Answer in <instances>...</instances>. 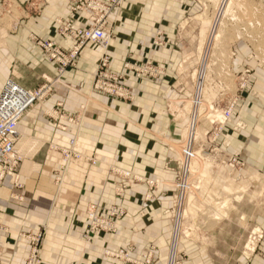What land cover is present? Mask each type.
<instances>
[{"label": "rangeland", "instance_id": "1", "mask_svg": "<svg viewBox=\"0 0 264 264\" xmlns=\"http://www.w3.org/2000/svg\"><path fill=\"white\" fill-rule=\"evenodd\" d=\"M126 1L118 0L116 10H113L116 17H120ZM151 1L157 3L159 11L166 2V13L177 10L179 15L186 17L180 25L178 40L181 49L179 70L175 82L169 87L172 96L167 97L164 106L168 119L181 125L177 139L166 133L169 139L164 141L168 151L176 150V156L167 158L164 164V168L173 173V180L168 183L166 191L169 205L162 213L169 231L166 235L165 264H227L240 252L246 256L256 252L263 255L264 161L256 165L254 157L256 151L264 154V146L250 141L261 138L264 144V0H148V5ZM47 2L0 0V63L6 61L8 78L28 89H42V97L35 103L49 97L57 84L63 85L70 93L82 95V87L70 85L64 80L66 70L76 69L78 51L66 70L60 72L57 69L56 75L46 73V67L32 59L30 52L36 48L50 60L38 44L49 39L31 28L32 19L45 16ZM65 22L58 23L59 35L65 29ZM106 26L111 34L105 74L115 77L116 83L113 87L94 85L98 79L97 62L87 89L91 97L88 101L94 98L96 102L99 99L96 97L102 96L130 103L137 89L124 81L126 72L133 73L136 79L158 82L166 76L167 67L165 71L163 64L155 59L137 61L128 55L122 62L125 74L111 72L108 49L115 38L114 24L107 23ZM25 42L31 45L28 44L26 54L21 50ZM150 44L151 51L158 53L174 46L172 38L158 26ZM54 63L57 67V62ZM198 82L201 102L194 105ZM224 110L230 111L228 119L223 118ZM193 112L196 117L192 144L196 157L190 166L189 188L179 191L180 147L190 136ZM248 112L258 116L262 114L263 119L249 120ZM82 114L81 111L80 117ZM68 121L80 125L82 118L74 116ZM260 129H263V134L254 132ZM71 140L75 141L73 146ZM78 146L76 136L69 139L66 146L50 143L46 150L49 182L61 191L71 183H77V170L100 171L112 178L115 201L105 204L87 201L84 227L79 235H71L79 245L78 249H72L73 261H77L76 257L80 258L79 261L85 259L80 256L87 254L85 248H90L108 264H157L154 259L158 248L153 242L148 243L145 249H139L134 241L126 240L125 232L120 243L111 246L108 242L120 235L121 225L125 224L127 208L130 207V203L125 204L127 192H140L134 190L136 185L144 186L143 198L148 202L158 190L159 180L136 175L93 153H83ZM17 152L22 160L24 155ZM19 166L20 163L14 172L0 179V186L6 178L11 184L12 188L8 191L11 201L21 199L16 192L22 188ZM15 181L21 186H14ZM91 210L94 213L92 218ZM0 227V234L8 232L3 223ZM47 230L46 224L35 233H19V238L28 241L23 264H45L43 257L51 251L44 248ZM142 233L146 235L147 231ZM174 241L175 251L171 255ZM196 243L204 246L194 248ZM55 250L58 249L53 252ZM199 250H203V255L210 256L212 262L194 263L191 256Z\"/></svg>", "mask_w": 264, "mask_h": 264}, {"label": "crops", "instance_id": "2", "mask_svg": "<svg viewBox=\"0 0 264 264\" xmlns=\"http://www.w3.org/2000/svg\"><path fill=\"white\" fill-rule=\"evenodd\" d=\"M47 3L45 16L32 19L31 28L45 39L56 40L63 51H69L77 41L69 36L59 35L57 28L59 21L68 18L72 1L48 0ZM166 11V2L159 11L154 1L148 5V0H127L120 17H116L113 12L109 15L108 22L109 25L114 24L115 33L108 49L111 56L109 70L123 74L125 70L122 62L128 55L137 61L155 59L163 64L165 71L167 67V74L162 80L154 82L136 79L128 71L124 73V81L137 89L133 92L132 102L124 103L102 96L96 97L99 98L96 102L94 98L88 101L91 97L87 89L101 50L90 42L84 43L78 49L76 69L66 70L64 73L67 83L82 87V95L70 93L63 85L57 84L49 97L33 104L18 122L15 149L24 157L19 166L22 188L16 192L21 199H9L8 191L12 187L7 178L4 179L0 186V223L7 227L8 232L0 234V264H23L28 241L19 238V233H35L46 224L49 230L44 248L51 251L46 252L43 257L45 264H108L90 248H85L87 254L80 256L85 259L79 261L80 258L76 257L77 261H73L72 249H78L79 245L71 235H79L84 227L88 200L98 204L115 201L112 178L100 171L79 169L76 172L77 183H71L65 189L57 191L47 177L46 150L50 143L66 146L69 139L75 136L81 152L93 153L136 175L159 180L160 186L148 202L143 198L144 186L136 185L137 189L134 190L140 192H127L125 204L130 203V207L127 208L125 224L121 225L120 235L112 238L108 245L120 243L125 232L126 240L134 241L139 249H145L150 242L155 243L158 252L154 260L157 264L166 263V235L169 231L162 213L169 205L166 191L168 183L173 180V173L165 169L164 164L167 158L176 156V150L168 151L164 141L169 139L165 136L166 133L177 139L181 125L168 119L164 106L167 97L172 96L169 87L178 74L181 58L178 41L180 25L186 19L177 10ZM89 23L90 19L85 16V11H79L74 26L81 28ZM156 26L174 42V46H169L161 53L151 51L150 41ZM28 44L31 46L28 42L22 44L24 54L29 50ZM30 53L33 55L32 59L37 61L36 64L46 67V73L57 74L54 62L45 58L36 48ZM7 79L4 60L0 63V91ZM74 116L82 118L80 125L68 121ZM247 116L249 120L263 119L262 114L258 116L252 112H248ZM250 125L256 126L255 123ZM262 131L263 129L254 130L260 135L263 134ZM250 142L264 146L261 138ZM239 147L243 149L242 146ZM254 161L256 165H261L264 154L256 151ZM96 184H99L98 187H94ZM143 231H147V234L142 235ZM175 246L176 241L171 245V255L174 254ZM203 246L197 243L193 245L194 248ZM54 249L58 250L53 252ZM240 253L227 264H264V254L256 252L246 256ZM75 255L76 253L74 257ZM191 259L194 263L212 262L210 256L203 255V250L192 255Z\"/></svg>", "mask_w": 264, "mask_h": 264}, {"label": "built area", "instance_id": "3", "mask_svg": "<svg viewBox=\"0 0 264 264\" xmlns=\"http://www.w3.org/2000/svg\"><path fill=\"white\" fill-rule=\"evenodd\" d=\"M69 16L66 19V26L62 36H69L75 39L77 43L69 51H63L56 40H44L38 42L46 51L47 56L53 62H57V69L65 71L72 59L75 57L78 49L84 43H92L100 48L101 56L98 61V79L95 81V86L113 87L116 83V78L107 76L105 69L108 65L109 55L107 53L110 31L107 28L108 18L113 10H116L118 0H71ZM85 11V16L90 19V23L84 27L74 26L77 19V13ZM42 97V89H28L22 86L17 81L8 78L0 91V179L3 175L14 172L21 160V156L15 149V142L18 136L17 125L26 111ZM194 105H197L198 100L193 99ZM229 110H224L223 118L228 119ZM196 113L192 114L190 123V136L187 141L180 147V163H179V191H186L189 188V172L192 161L196 157V152L193 148V131L194 119ZM72 144L75 141L71 140ZM79 156V154H78ZM17 178V177H15ZM17 187L21 183L15 181ZM91 210L90 217H93ZM0 230L2 228L0 227Z\"/></svg>", "mask_w": 264, "mask_h": 264}, {"label": "bare ground", "instance_id": "4", "mask_svg": "<svg viewBox=\"0 0 264 264\" xmlns=\"http://www.w3.org/2000/svg\"><path fill=\"white\" fill-rule=\"evenodd\" d=\"M222 12H225V10L224 11H222ZM198 88H197V96H196V99L198 100V103H200L201 102V99H200V97H201V95H200V83L198 82ZM219 120V119H218ZM221 121V120H220ZM190 128V127H189ZM14 184V186H16V184L15 183H13ZM17 187V186H16Z\"/></svg>", "mask_w": 264, "mask_h": 264}]
</instances>
